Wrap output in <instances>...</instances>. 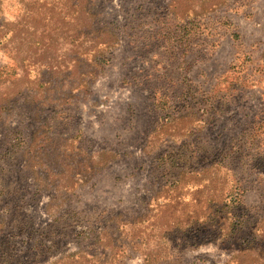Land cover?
Listing matches in <instances>:
<instances>
[{
    "label": "rangeland",
    "instance_id": "374dc122",
    "mask_svg": "<svg viewBox=\"0 0 264 264\" xmlns=\"http://www.w3.org/2000/svg\"><path fill=\"white\" fill-rule=\"evenodd\" d=\"M0 264H264V0H0Z\"/></svg>",
    "mask_w": 264,
    "mask_h": 264
}]
</instances>
